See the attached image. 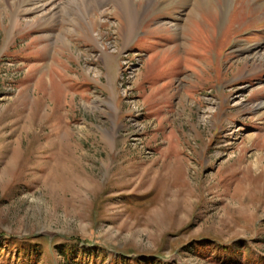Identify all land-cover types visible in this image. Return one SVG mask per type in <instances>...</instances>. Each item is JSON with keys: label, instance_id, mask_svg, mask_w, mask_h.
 <instances>
[{"label": "rangeland", "instance_id": "1", "mask_svg": "<svg viewBox=\"0 0 264 264\" xmlns=\"http://www.w3.org/2000/svg\"><path fill=\"white\" fill-rule=\"evenodd\" d=\"M120 1L0 2V264H264V0Z\"/></svg>", "mask_w": 264, "mask_h": 264}, {"label": "bare ground", "instance_id": "2", "mask_svg": "<svg viewBox=\"0 0 264 264\" xmlns=\"http://www.w3.org/2000/svg\"><path fill=\"white\" fill-rule=\"evenodd\" d=\"M41 1H43V0H33V2L35 4H40L39 2H41ZM185 1H187V2L189 1V5L187 7L188 9L185 12L186 18L183 20V21L187 22V20H189L191 17L193 18L194 13L200 12V10L203 8L202 5L205 2L203 3L204 0H185ZM0 2H1V0H0ZM120 2H122L123 5L125 6V20H126L125 22H127V26L125 27V36L124 37H125V41L128 42L129 38H132L136 33V28H137V25L139 23V20H140L142 14H143V11L141 12V11H138V9H132V7H131L132 1L131 0H121ZM148 2L149 3H147V4H149V5L153 4V0H149ZM263 4H264V1H263ZM42 5L43 4L41 3L39 6H42ZM39 6H37V7H39ZM193 10H195V11H193ZM183 26H184L183 23L177 24L176 28L178 31L183 32ZM61 33H64V32L63 31L57 32L55 41L64 43L63 40L61 39L62 38ZM127 42H126V44H127Z\"/></svg>", "mask_w": 264, "mask_h": 264}, {"label": "trees", "instance_id": "3", "mask_svg": "<svg viewBox=\"0 0 264 264\" xmlns=\"http://www.w3.org/2000/svg\"><path fill=\"white\" fill-rule=\"evenodd\" d=\"M214 244H217V245H219L220 243H214ZM245 244V243H244ZM244 244H243V246H244ZM235 245H237L236 243H233V244H231V245H229V246H232L231 248H233V246H235ZM243 246H241V247H237V248H242ZM224 247H227V246H224ZM230 248V247H229ZM236 248V249H237Z\"/></svg>", "mask_w": 264, "mask_h": 264}]
</instances>
